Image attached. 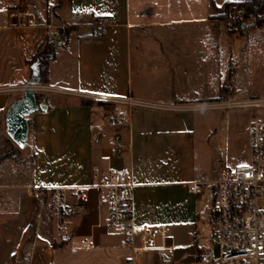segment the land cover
<instances>
[{
	"label": "crops",
	"instance_id": "obj_1",
	"mask_svg": "<svg viewBox=\"0 0 264 264\" xmlns=\"http://www.w3.org/2000/svg\"><path fill=\"white\" fill-rule=\"evenodd\" d=\"M247 1L0 0V127L23 95L15 87L32 77L29 61L40 45L57 28H73L48 66L47 110L28 117L31 159L0 162V264H127L131 251L109 227L104 196L94 188L111 168L132 174L135 224L167 228L172 264H210L218 256L210 235L205 247L197 232L201 194L191 188L205 181L194 167V142L209 133L195 113L227 112L229 146L243 165L250 162L253 118L239 109L177 107L264 98V24L255 27L251 18L239 29L227 18L231 4ZM258 16L264 18V0ZM101 17L110 24L98 34ZM104 99L145 104L129 109L122 158L106 148V116L115 108L84 105ZM6 161L8 181L1 177ZM37 188L80 190L78 198L67 196L64 235L46 198L28 196ZM159 259L153 254L142 263Z\"/></svg>",
	"mask_w": 264,
	"mask_h": 264
},
{
	"label": "built area",
	"instance_id": "obj_2",
	"mask_svg": "<svg viewBox=\"0 0 264 264\" xmlns=\"http://www.w3.org/2000/svg\"><path fill=\"white\" fill-rule=\"evenodd\" d=\"M228 13L232 23L241 24L245 21V10L241 5L231 4ZM29 24H33L30 20ZM110 24L107 18H97L95 27L98 34ZM26 90L44 91L43 86L15 87L16 92ZM107 102L126 106L121 111L112 109L106 116V126L112 132L106 140V148L111 157L122 158L124 148L121 131L127 128L130 108L145 105L129 99H104ZM201 109H261L264 110V98L243 102L225 103L200 107H177L179 110ZM214 190L213 205L210 210L211 233L209 241L217 248L218 256L210 264H264V119L253 118L250 128V162L247 165L228 168L219 173L212 182ZM104 196L109 227L122 236L120 245L131 251L127 264L142 263L145 257L159 255V261L153 264H172V247L166 245L168 230L165 226H137L134 222L132 174L127 169H109L94 186ZM191 191L195 195L202 194L200 185L193 184ZM28 196H43L57 220V229L61 235L66 230L62 224L70 212L67 196L78 198V189L51 188L31 189ZM81 210L80 204H76ZM160 245L154 244L155 239ZM197 246L198 236L191 237Z\"/></svg>",
	"mask_w": 264,
	"mask_h": 264
},
{
	"label": "rangeland",
	"instance_id": "obj_3",
	"mask_svg": "<svg viewBox=\"0 0 264 264\" xmlns=\"http://www.w3.org/2000/svg\"><path fill=\"white\" fill-rule=\"evenodd\" d=\"M227 18L232 22V17L227 13ZM251 19L250 17L245 18ZM243 22V23H244ZM41 86V85H39ZM46 94L42 91L39 95V103L46 104ZM96 102H103L107 106L118 108L123 110V106L116 103H111L103 100H97ZM242 117L264 119V110L261 109H239ZM227 116L226 111H201L195 113L197 121H201L205 124L206 131L209 134H201L202 137L196 138L194 142V167L198 175H202V179L205 181L200 185L202 194L199 199V223L198 234L200 236V245L205 247H211L206 240V237L211 233L210 226V210L214 200V190L212 187V181L219 175V173L228 168H234L243 164L238 163L241 160L240 156H237L229 146L228 130L226 128L224 118ZM208 144V148H206ZM19 150L15 153L18 163L22 161H29L31 159L32 151L31 147L27 145L23 149H18L17 146L9 139L6 133L5 126L0 127V154H4L9 150ZM247 165V164H245ZM12 166L10 161L4 163V172L2 174V180L8 181L7 169Z\"/></svg>",
	"mask_w": 264,
	"mask_h": 264
},
{
	"label": "trees",
	"instance_id": "obj_4",
	"mask_svg": "<svg viewBox=\"0 0 264 264\" xmlns=\"http://www.w3.org/2000/svg\"><path fill=\"white\" fill-rule=\"evenodd\" d=\"M69 1V0H67ZM263 0H250L243 3H235L241 5L247 17L254 19V26L259 27L264 24V18H259L258 12L262 6ZM228 12V9H227ZM236 26L240 29L242 27L241 24H236ZM72 27H59L55 31L51 33L49 37L40 45L36 53L33 55L31 60L29 61V66L32 72L35 73V78L37 80V85L45 86L49 82L48 78V66L49 63L55 58L56 49L58 47H65L68 42V37L70 32L72 31ZM234 70L233 68H229L227 73V81L230 82L233 78ZM222 97H226L229 91L228 86H223L221 88ZM35 97L37 103H39V94L35 92ZM21 97H18L19 100ZM95 104L98 107L104 106L103 102H87L84 105L90 106ZM19 149V148H18ZM19 150H9L4 154H0V162L4 159H11L14 163H18L16 159L15 153Z\"/></svg>",
	"mask_w": 264,
	"mask_h": 264
},
{
	"label": "water",
	"instance_id": "obj_5",
	"mask_svg": "<svg viewBox=\"0 0 264 264\" xmlns=\"http://www.w3.org/2000/svg\"><path fill=\"white\" fill-rule=\"evenodd\" d=\"M28 86H37L35 73H32ZM46 111L44 104L37 103L35 92L26 90L19 100L13 102L5 114V127L9 139L19 149H23L28 136V117L37 111Z\"/></svg>",
	"mask_w": 264,
	"mask_h": 264
}]
</instances>
